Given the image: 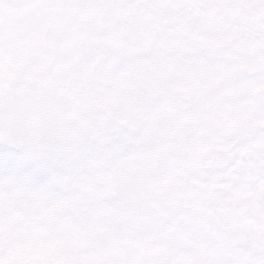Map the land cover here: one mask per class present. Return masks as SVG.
<instances>
[{"label":"snow or ice","instance_id":"obj_1","mask_svg":"<svg viewBox=\"0 0 264 264\" xmlns=\"http://www.w3.org/2000/svg\"><path fill=\"white\" fill-rule=\"evenodd\" d=\"M0 264H264V0H0Z\"/></svg>","mask_w":264,"mask_h":264}]
</instances>
